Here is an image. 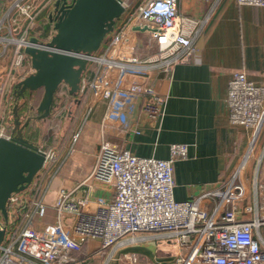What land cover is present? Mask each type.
<instances>
[{
    "label": "built area",
    "instance_id": "1",
    "mask_svg": "<svg viewBox=\"0 0 264 264\" xmlns=\"http://www.w3.org/2000/svg\"><path fill=\"white\" fill-rule=\"evenodd\" d=\"M236 1L264 7V0ZM35 4L36 0H8L0 18L1 84L33 72L26 46L32 44V36L48 40L55 32L53 27L43 37L39 29L34 31ZM207 21L208 17L182 13L178 0H147L128 13L102 51L90 57L79 98L90 110L105 103L94 166L75 188L60 189L54 222L36 223L37 216L47 213L41 197L45 175L36 185L9 196L8 217H1L6 232L0 264H81L84 260L76 253L88 241L97 242L105 253L102 264H264V83L246 70L233 73L225 125L236 143L235 166L221 184L186 200L174 197L173 167L177 159L188 157V144L171 143L168 158L143 157L113 143L105 133L108 127L141 131L140 115L160 128L163 95L148 83L128 87L126 80L130 75L148 79L157 70L171 73L176 65L196 57V40ZM143 37L148 39L146 46ZM238 126L248 131L247 141L239 138ZM12 134L13 126L0 122V138ZM40 149L48 171L67 158ZM74 151L71 144L66 152L69 156ZM96 182L113 185L112 199H91ZM81 187L87 193L77 197ZM91 202L94 209L88 208ZM68 215L72 222L66 223ZM153 238L173 241L178 252L142 262L130 246Z\"/></svg>",
    "mask_w": 264,
    "mask_h": 264
},
{
    "label": "crops",
    "instance_id": "2",
    "mask_svg": "<svg viewBox=\"0 0 264 264\" xmlns=\"http://www.w3.org/2000/svg\"><path fill=\"white\" fill-rule=\"evenodd\" d=\"M54 1L36 0L37 27L43 37L54 27L49 19ZM178 6L184 14L208 17L196 40L198 55L176 65L171 73L157 70L148 79L130 75L126 80L128 87L148 83L163 95L164 101L157 122L160 128L157 129L156 123L153 126L144 115H140L141 131L126 132L108 127L105 128V133L113 143L143 157L168 158L171 143L188 144V157L177 159L173 167L174 197L176 200H186L221 184L235 166L236 143L225 125L228 118V83L238 70H246L253 79L264 83V76L260 75L264 73V7L241 5L236 0H178ZM7 9L8 0H0V18ZM125 18L126 16L117 21L115 31L122 27ZM8 22L11 23L10 20ZM46 25L48 32L44 30ZM9 83H0V95L3 99L0 101V109L7 105L8 99L5 100L4 96H7ZM80 105L78 110L74 109V113L71 112L72 109L68 111L66 119L72 116L70 118L74 119H70V122L73 121V124L70 123L68 129L62 132L68 139L78 131L81 147L75 149L70 157L66 146L62 147L60 152L67 159L61 161L59 167L64 170L71 167L72 171L87 175L94 166L99 147L96 141L99 140L98 145L101 141V119L105 103H96L92 110L88 104ZM54 111L55 109L52 110V115ZM80 120L87 121V129L82 126L76 130ZM0 121L3 122V118ZM236 130L239 138L247 141L248 131L242 126H238ZM43 175L39 173V179H43ZM55 177L49 181L44 179L46 181L43 183L41 197L47 204V213L44 217H36L38 226L56 221L54 203L60 189H73L84 178L81 176L79 182L72 185L71 180L61 181V177ZM86 193V187H81L76 190L75 195L84 197ZM113 193V185L96 182L90 191V197L92 200L98 197L110 200ZM203 204L210 208L207 201ZM94 207V203H89V209ZM64 221L72 222V218L68 215L64 217ZM154 239L157 238L149 239L146 247L135 250L140 254L142 262L148 257L156 256ZM171 250L175 251L174 245H171ZM85 254H88L87 248L76 253L80 259H85ZM85 262L84 260L81 264H86Z\"/></svg>",
    "mask_w": 264,
    "mask_h": 264
},
{
    "label": "water",
    "instance_id": "3",
    "mask_svg": "<svg viewBox=\"0 0 264 264\" xmlns=\"http://www.w3.org/2000/svg\"><path fill=\"white\" fill-rule=\"evenodd\" d=\"M126 4V0H55L49 13L54 34L48 40L32 36V44L26 46L34 71L15 84L14 94L20 99L26 91L32 94L41 88L43 94L35 115L24 122L15 106L13 134L0 138V243L6 232L1 217H8L9 196L28 188L44 165L45 154L35 140L40 123L50 116L62 84L70 95L78 96L90 57L115 30Z\"/></svg>",
    "mask_w": 264,
    "mask_h": 264
},
{
    "label": "rangeland",
    "instance_id": "4",
    "mask_svg": "<svg viewBox=\"0 0 264 264\" xmlns=\"http://www.w3.org/2000/svg\"><path fill=\"white\" fill-rule=\"evenodd\" d=\"M145 1H147V0H126L127 8H126L125 12L123 13V15L119 19H117V21L120 19H123V17H125L128 13L135 11L137 6L140 3L145 2ZM52 28H51V30L53 31ZM34 31L37 32L38 27L35 28ZM114 33H115V30L113 32H111L109 35H107L103 46L100 48V52L106 46L108 39L110 37H112V35H114ZM143 39L145 41L144 46H146V40H148V39H146L144 37H143ZM18 81L19 80H17V78H16L14 81L12 80L9 83V88L7 89V93H6L7 96L6 97L4 96L5 100L8 99V102H6L7 105L5 104L0 109V119L3 118V122H8L7 125H9L10 127H12L14 124V108H15V106L16 105L19 106V109L17 112L19 113V115L21 116V118L24 122L28 117L35 115L36 110H37V106H38V104L41 100L42 94H43L42 88L34 91L32 94H29V92L26 91L27 93H26L25 97H22L19 99L17 97V95L14 94L15 84ZM68 89L69 88L66 84L61 85L59 91L56 93V101L54 102V104H53L54 106L52 107V110L55 109V111L53 112V115L51 112L50 116L46 120H44L40 123V126L38 128L39 129L38 134H37V137L35 139L36 143L43 150L50 151V152L54 153L55 155H56V153H59L61 148L64 146H66V150L68 149V147L71 144H73L74 149H78L81 147V139H80V136L78 134L79 133L78 131H76V133H74V135H73L74 137L70 136L68 139L65 136H63V132H62V131H66L68 129L67 127H68V125H70V123L73 124V121L70 122V119L71 120L74 119V118H70L72 116H70L68 119H66L68 111L70 109H72L71 112L74 113V111H75L74 109L76 108L78 110L81 101H83V100H81V98H79L80 92H79L77 97H75L73 95L66 96L65 92ZM78 99H80V100H78ZM0 101H3V99H1V95H0ZM23 106H25V107H23ZM83 112H85V110ZM72 113H71V115H72ZM0 122H2V121H0ZM32 123L33 122H31L29 124V126L27 127V129H26L27 133L30 130ZM86 123H87V121L80 120L77 123V129L76 130H79L80 127H82V126L85 129H87L88 124H86ZM84 142H86V141L84 140ZM98 143H99V140L96 141L97 147L99 146ZM86 144H89V143L87 142ZM70 156H72V155H69V157ZM51 161H52V158L50 159L49 163H47V167L51 164ZM59 165H60V163H53L51 165V168H50L51 171H48L46 168L44 169V166H43L37 172V174L34 176L29 187H31L32 185L34 186L38 183V181H39L38 173L39 172L45 175V178H47V181H49L52 177L54 179V177L56 176L57 178L61 177V181L65 180V179L71 180L72 185L77 184V182H79V180L81 179V176H84V178H85L90 173L89 172L87 175H83V174H81V172L76 173V172L72 171L71 167L69 168V170H67L68 168L67 169L65 168V170L60 169V167L58 168ZM57 168H58V171H56ZM56 177H55V179H56ZM45 181L46 180H44V182ZM153 241H155V243H154L155 248L154 249H157L155 254L158 257H165L166 258V257L173 256L174 254H176L178 252L177 246L174 245L173 241H169L168 239H161V238L154 239ZM148 242H149V240L133 243L130 246V248L134 251L136 249H142L143 247L147 246ZM83 245H84L83 249L87 248V252H88V254L83 255V256H86V258L83 259L86 261L85 263L86 264H102V262L104 260V256H105L104 254L105 253L103 252V250L102 251L99 250L98 243L95 241L94 242L88 241V242H85ZM171 245L172 246L174 245V249L177 252L171 250ZM83 249L81 251H83ZM107 251H108V249H107ZM150 258H153V257H150Z\"/></svg>",
    "mask_w": 264,
    "mask_h": 264
},
{
    "label": "trees",
    "instance_id": "5",
    "mask_svg": "<svg viewBox=\"0 0 264 264\" xmlns=\"http://www.w3.org/2000/svg\"><path fill=\"white\" fill-rule=\"evenodd\" d=\"M116 27V26H115ZM48 25H46L45 27H44V30L46 31V32H48ZM104 44V43H103ZM103 46V45H102ZM65 94H66V96H71L69 93H68V90H66V92H65ZM55 101H56V97H55ZM54 101V102H55ZM54 106V105H53ZM23 107H25V106H23ZM24 110V109H23ZM84 246V245H83ZM82 249H83V247H82Z\"/></svg>",
    "mask_w": 264,
    "mask_h": 264
},
{
    "label": "flooded vegetation",
    "instance_id": "6",
    "mask_svg": "<svg viewBox=\"0 0 264 264\" xmlns=\"http://www.w3.org/2000/svg\"><path fill=\"white\" fill-rule=\"evenodd\" d=\"M27 93V92H26ZM26 93H25V95H26Z\"/></svg>",
    "mask_w": 264,
    "mask_h": 264
}]
</instances>
